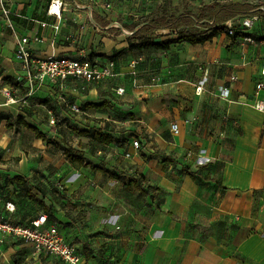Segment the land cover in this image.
I'll return each mask as SVG.
<instances>
[{
	"label": "crops",
	"instance_id": "crops-1",
	"mask_svg": "<svg viewBox=\"0 0 264 264\" xmlns=\"http://www.w3.org/2000/svg\"><path fill=\"white\" fill-rule=\"evenodd\" d=\"M66 1L57 20L47 15L50 0H8L24 16L16 17L17 32L44 38L34 45L38 54L88 56L99 63L115 59L120 76L98 83H18L16 37L0 7V213L22 225L47 215V224L56 223L78 247L82 264H264V110L257 106L264 104V89L257 91V83L264 82V40H259L264 36V6L249 1L257 7L228 21L259 15L243 31L254 42L224 32L204 43L183 41L167 50L138 52L130 49L128 38L150 24L153 8L136 11L134 4L123 2L105 8L87 0ZM163 3L157 0L154 8L162 13ZM41 21L59 28L42 27ZM170 24L156 27L154 38H175L179 29L189 30V24ZM137 57L142 58L145 83L136 89L117 83ZM154 74L157 82L152 85ZM198 76L206 77L203 83L196 81ZM224 87L227 97L221 94ZM3 88L10 89L15 102H8ZM118 88L124 93L118 94ZM68 102L78 104L81 113L69 114ZM102 103L100 108L88 106ZM186 103L189 111L184 113ZM127 111L134 118H126ZM50 112L60 121L104 120L113 136L111 145L119 142L121 152L131 157L113 150L102 153V144L92 141L78 153L98 169L66 157L72 173L64 172L53 163L52 144L19 121L21 116L47 137L61 136L56 129L48 133ZM173 122L182 129L177 134L170 129ZM136 125L139 149L125 141L131 132L125 129ZM102 159L108 163L100 165ZM129 178L146 192L126 185ZM59 179L63 192L56 190ZM52 189L63 204H50ZM0 264L69 263L37 253L31 243L10 235L0 241Z\"/></svg>",
	"mask_w": 264,
	"mask_h": 264
},
{
	"label": "built area",
	"instance_id": "built-area-1",
	"mask_svg": "<svg viewBox=\"0 0 264 264\" xmlns=\"http://www.w3.org/2000/svg\"><path fill=\"white\" fill-rule=\"evenodd\" d=\"M68 4L66 0H50L47 9V15L53 16L57 20L62 18L63 9ZM105 8L110 7V3L102 4ZM1 15L5 20L6 26L14 33L16 37V45L13 52L14 60L20 67V73L16 77L18 83L28 82L30 85L42 84L46 80L58 81L64 83L68 80L75 79L83 82L98 83L108 78L120 76L117 69L116 61L113 59L106 60L102 63L96 62L90 57H73L72 55H44L41 56L34 48L35 44L42 43L44 38L39 34L20 35L17 32L16 17L22 19L23 14L15 12L9 5L8 0H0ZM259 20V16L244 17L239 21L237 27L234 22H227L228 34L233 35L235 29L251 28L254 22ZM42 27L52 26L54 30H58L55 23L47 21L40 22ZM247 42H254L251 36L244 37ZM141 58L134 59L129 63V75L132 77V82L137 84V64ZM262 75L264 76V62L262 64ZM235 78V77H234ZM157 78H153V81ZM206 77H203V81ZM202 85V84H201ZM202 90V86L197 88ZM264 89V82L257 83V91ZM3 92L7 96L8 102H15L9 88H3ZM118 94L124 93V88H118ZM229 90L227 87L222 88L221 94L227 97ZM69 114L81 113V108L75 102L65 103ZM258 108L264 110V104H257ZM49 122L52 125L60 124V120L50 112ZM170 129L175 134L180 132L179 124L173 122ZM131 144L134 148L139 149L141 140L133 138ZM115 153H121L119 148L114 150ZM125 157H131L130 152H122ZM11 204L7 203L6 209L12 211ZM10 235H15L22 240L33 245L37 253L57 256L64 262L69 264H82V254L78 247L68 241L62 234L60 227L57 224H47V215H41L37 219L31 221L29 225L16 224L12 221L11 215L0 213V241Z\"/></svg>",
	"mask_w": 264,
	"mask_h": 264
},
{
	"label": "trees",
	"instance_id": "trees-1",
	"mask_svg": "<svg viewBox=\"0 0 264 264\" xmlns=\"http://www.w3.org/2000/svg\"><path fill=\"white\" fill-rule=\"evenodd\" d=\"M79 1V0H77ZM94 2L96 4H103V3H110L111 6H114L115 4L117 5L120 2L126 1V0H87ZM257 6L250 2H242V1H232L229 3L223 4L221 1L215 0L212 1L211 3L204 4L202 7H200L199 12L197 14V21L198 22H203L206 27L209 29L203 30V31H189L185 29H179L176 34L177 37L175 38H166L163 40H156L154 37L150 36V33L154 31V28L160 27V25L163 24L161 20L156 19V17H152L151 20L149 21L150 24L144 25L141 27L135 35L132 37H129V46L130 49L133 51H143L147 49H163L167 50L170 49L171 45L174 43H179V42H189L191 44H197V43H204L206 41L212 40L214 37L226 32L228 34V27L226 26V23L230 21L232 18L241 15V14H246L248 11L255 9ZM134 8L136 11L140 8H138V5L134 4ZM159 9V8H158ZM164 10V8H163ZM165 11V10H164ZM255 15V14H254ZM257 15V14H256ZM253 16V15H252ZM259 16V15H257ZM248 17V16H246ZM251 17V16H249ZM244 18V17H243ZM260 18V17H259ZM148 19V18H147ZM195 22V21H194ZM192 20H180L179 22L176 23L175 26H171L172 28H179L184 24H192L194 23ZM257 22V21H256ZM253 26L255 25V23ZM237 27L238 25H234ZM245 29H235L234 34L230 36H251L250 34L244 33ZM229 35V34H228ZM255 39L254 37H252ZM141 57H137L135 59H139ZM115 60V59H113ZM116 61V60H115ZM142 62V58L139 60L136 68L138 71V76L137 78H141L140 74V63ZM130 63V62H129ZM117 65V63H116ZM129 76V80L132 83V77L131 75L127 74L124 76L127 77ZM71 103V102H70ZM104 105L102 104H88L90 107H97L100 108ZM67 108V106H66ZM57 117V116H56ZM20 123L27 127L29 130L33 131L35 133L36 138L41 139L43 142H46L47 144H58L55 140H53L50 137H47L45 133L40 131L36 126L32 125L31 123L23 120V118L20 116L19 118ZM61 123V122H60ZM80 136H87L90 138V141H95L97 143L102 144L101 150L102 153L108 152V151H114L116 148L115 143L114 145H111L113 142V136L111 133L106 132L105 128L99 127V128H94L93 130L87 129V130H82L79 132ZM111 145V146H110ZM120 149V148H119ZM121 152V150H120ZM125 152V151H122ZM122 152L120 154H122ZM64 153L67 157V159L71 163H79L84 166H91L93 170L98 169L97 166L87 162L83 156H81L78 152H72L70 149H65ZM101 169L104 173L110 174L108 171ZM189 172V170H186ZM191 173V172H190ZM21 177L18 176L15 179H20ZM128 186H133L134 188L138 189L140 193H145L146 190L143 188V186L139 183L138 180L135 178H129L127 184ZM44 211L51 215V210L49 208H44ZM48 215V216H49ZM12 219V218H11ZM48 219V217H47ZM13 221V219H12ZM16 223L15 221H13ZM31 223V222H30ZM48 223V221H47ZM19 224V223H16ZM56 224V223H54ZM22 225V224H21ZM29 225V224H27Z\"/></svg>",
	"mask_w": 264,
	"mask_h": 264
},
{
	"label": "rangeland",
	"instance_id": "rangeland-1",
	"mask_svg": "<svg viewBox=\"0 0 264 264\" xmlns=\"http://www.w3.org/2000/svg\"><path fill=\"white\" fill-rule=\"evenodd\" d=\"M157 0H126V1H123L124 4H126L128 7H131L133 6V4H136L138 5V8L140 6V8H153L152 10V17H156V19H159L161 20V22H163V24H170L171 26H175L177 22H179L180 20L184 21V20H192L194 23L192 24H189V31H203L205 29H208V27H206L204 25L203 22H198L197 21V14L199 12V9L200 7H202L204 4H207V3H211V0H163V5H164V10L162 11V13L160 12V10L157 8H154V5L156 3ZM175 1V2H174ZM219 1V0H218ZM221 1V0H220ZM226 3H229V2H232V1H242V2H249V1H252V2H255L256 4H262L264 6V0H222ZM223 3V2H222ZM100 4V3H99ZM194 4V8L195 10L193 11V5ZM198 5V7H197ZM196 11V12H195ZM264 12V11H263ZM187 14H189L188 16H186ZM151 15V14H150ZM150 15H147L146 17L149 19L151 16ZM193 17V18H191ZM141 18V17H139ZM240 18H235L233 20L234 24L238 25L239 24V21L242 19ZM180 28V27H179ZM186 28V27H185ZM155 29V28H154ZM150 35L152 37H155L157 35L156 31L155 32H151ZM238 36H233V39L234 38H237ZM255 40V39H254ZM259 40H264V36H259ZM141 78H139L137 80V84H134L133 82L131 83L130 80H129V76L125 77V81H123L121 78L117 81V83H128L130 84L132 87H134L135 89L137 87H141V85H143L145 82L143 80V77L142 75L140 76ZM152 78H156V74L152 75L151 76ZM112 79V78H110ZM197 82L199 80H202L203 79V76H198L196 78ZM157 80L155 79V81H153V79H151V83L152 85L153 84H156ZM209 83L211 81H208ZM150 83V84H151ZM186 101H189L188 98H185ZM113 106L117 107L116 104H113ZM118 108V107H117ZM182 111L184 113H187L189 111V104L186 103V106L183 107ZM114 113H118V114H121L123 115V113L121 111H113ZM121 112V113H120ZM125 117L128 118V119H132L134 118V114L130 113V112H126L124 113ZM123 117V116H122ZM61 123L60 124H57V125H52L50 122H47V130H48V133L50 132V130L52 129V132H54V129L58 130L59 131H62V135L59 136L58 134H52L50 135V137L55 140L56 142H58V144H55L53 143L51 145V148L54 149L55 151V157L53 158L54 161L53 163L54 164H57L60 168H64V172H67V173H72V170H71V164L70 162L66 159V156H65V153H64V150L65 149H70L72 152H80V150L78 149L79 147L80 148H86L88 146V144L92 143V141H90L89 137L87 136H84V138H86L85 140L87 141H82V139L80 138V131L82 130H87V129H91L93 130L94 128H99V127H102L104 126V120L102 119H94V122H85V121H80L76 118H72V120H62L60 121ZM128 125H131L132 123H127ZM140 126L136 125L135 127L131 128H126L125 129V132L126 130L127 131H133L134 133L132 134L131 132L128 133V140L126 139L125 137V141H129L130 139V142L133 141L134 139L133 138H138V133L140 132ZM122 128V127H120ZM124 128V127H123ZM179 128H180V131L182 130L180 125H179ZM57 133V132H55ZM135 133L137 135H135ZM134 136V137H132ZM94 144H98L97 142H94ZM116 147L120 148L122 146L119 145V142H117L115 144ZM97 148L98 147H95L94 145L92 147H90L91 150H93V153L96 154L97 153ZM65 159V160H64ZM99 161V160H98ZM64 163V165H62ZM108 163L107 161H104L103 159L99 161V164L100 165H104ZM61 180L59 179V188H58V185L56 187V190H58V192H63L64 191V188L63 186L61 185ZM60 189V190H59ZM51 196H50V204L53 205V202L54 203H59V204H63L61 198L56 195V192H55V189H52L51 190Z\"/></svg>",
	"mask_w": 264,
	"mask_h": 264
}]
</instances>
